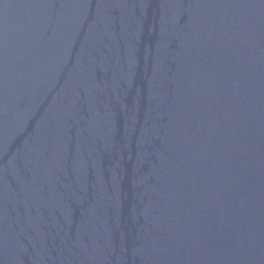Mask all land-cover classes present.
Wrapping results in <instances>:
<instances>
[{"label": "water", "instance_id": "water-1", "mask_svg": "<svg viewBox=\"0 0 264 264\" xmlns=\"http://www.w3.org/2000/svg\"><path fill=\"white\" fill-rule=\"evenodd\" d=\"M0 264H264V0H0Z\"/></svg>", "mask_w": 264, "mask_h": 264}]
</instances>
